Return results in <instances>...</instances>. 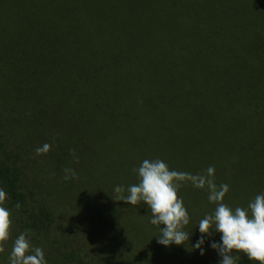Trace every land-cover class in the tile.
I'll return each instance as SVG.
<instances>
[{
    "label": "trees",
    "instance_id": "1",
    "mask_svg": "<svg viewBox=\"0 0 264 264\" xmlns=\"http://www.w3.org/2000/svg\"><path fill=\"white\" fill-rule=\"evenodd\" d=\"M120 9L124 38L121 27L115 34ZM233 24L255 30L250 42L238 39L251 44L248 60L234 35L227 43ZM202 57L205 81H192ZM218 122L221 143L205 149ZM140 124L160 127L153 144L147 129L136 136ZM164 145L192 174L202 153L219 160L233 208L264 193V0H0V188L13 222L0 264L26 229L47 264H176L181 247L166 253L139 222L121 225L128 204L114 191L131 159L126 189L137 183L136 163L170 167ZM65 168L78 178L64 180ZM195 189L185 183L180 198ZM189 218L192 228L201 217Z\"/></svg>",
    "mask_w": 264,
    "mask_h": 264
},
{
    "label": "clouds",
    "instance_id": "2",
    "mask_svg": "<svg viewBox=\"0 0 264 264\" xmlns=\"http://www.w3.org/2000/svg\"><path fill=\"white\" fill-rule=\"evenodd\" d=\"M50 148L51 145L45 143L42 147H37L35 152L37 155L46 154ZM70 151L74 162L78 163L75 150ZM63 171V179L66 181L78 178L72 168H65ZM133 172L137 175V183L128 186L126 196L123 195L125 188L116 186L115 200L133 206L141 202L147 205L151 211L150 223L160 232L157 237L159 244L167 247L189 241L190 233L184 228L189 224L190 218L183 200L178 196V190L185 183H190L194 188L206 189L209 203L215 204L214 211L199 220L197 226L201 237L191 247L199 249L200 255H204V237H210L216 232L220 233V242H212L210 246L218 252L220 264H237L240 257L233 253H243L250 261L264 264V193L249 200L246 207L232 208L224 202L229 185H218L215 182L213 166L201 173L192 174L172 170L160 159H145ZM7 199V193L0 188V253L5 252L13 223L11 211L4 206ZM20 207L19 202L14 205L15 209ZM8 264H47L43 249L32 245L30 230L20 232L12 239Z\"/></svg>",
    "mask_w": 264,
    "mask_h": 264
},
{
    "label": "rangeland",
    "instance_id": "3",
    "mask_svg": "<svg viewBox=\"0 0 264 264\" xmlns=\"http://www.w3.org/2000/svg\"><path fill=\"white\" fill-rule=\"evenodd\" d=\"M205 8H206V6L204 7V10H206ZM217 12H218V10H217ZM125 13L126 12L123 9L118 10V14L121 18V22H119V23H121V25H117L115 27V34H116V30L119 27H121L120 32L123 36L124 32H123L122 26H124V24L128 20V18L125 17ZM236 27L237 26L234 24L228 25V27H226V30L229 31L227 33V43L231 44L230 40L228 39V34L234 35L237 43H238V39L241 40V38H244V37L247 38V39H245L246 41L250 42V40L248 39V37H249L248 35H250L251 32L255 31L253 29V26L246 28V29L245 28L240 29V28H238V27L236 28ZM217 29H220V31H223V25L222 24L218 25ZM223 34H224V32L222 33V36H223ZM123 38H124V36H123ZM222 38L223 37H221V39ZM232 44H233L232 46L236 47V48H238V46H241L242 48L243 47L246 48V50H245L246 52H244L245 56L242 57V60L244 59V61H245V59L248 60L249 58H251V55L253 53V50H251V48L249 47V45H251V44L244 42V43H238L236 46L234 41ZM188 48H189L188 52H190L191 47L189 46ZM243 64H245V63L243 62ZM205 67H206V63H205V61H203V57L199 61L195 62V65L191 67L192 81H198L199 79H201L202 81H205V73H204L206 71ZM210 104L212 105L213 102H210ZM233 122L235 123V120H233ZM215 125H216L215 126L216 132H212V130H208L205 133V144H204L205 149L209 150L210 146L212 144H214V143L216 144V141H218V144L221 143V136H222L221 134H222L224 128L220 125L219 122ZM181 126H182V124H181ZM144 129H147L146 145L147 144H153L154 139H157L160 135V130H161L160 127L158 128L157 125L148 124V125H146V127H145V125H143V130H142L141 124H140V125H138L137 130H139V131H137L138 133L136 132L137 133L136 136L139 135L140 131H145ZM133 144L134 145H133V151L132 152H134L135 147H136V151L138 149V145H137L138 142L135 139H134ZM162 147H164V149L162 150V154H164L165 150H166L165 155L170 156V157H167V159H170V167L169 168H171L173 170L174 168L178 167L177 171H184V172L190 173L192 164L190 165V162L186 161V158H185V162L183 165H179V163H178L176 166H174V164L176 162L175 160H177V158L179 156L178 157L173 156V151L170 150L168 145H166V146L164 145ZM159 148H161V147H159ZM208 152L209 151L202 153L200 155V157L198 158V160H196L195 166H197V171H198V173H201L204 170H206L209 166H213L215 169V182L218 185L223 184V176H224L223 174H225L223 169L226 171H227V169H226V167H223V165H221L222 163L220 164L218 162L219 160H217V159L214 160L213 158L208 157L207 156L209 154ZM196 158H194L192 160V163ZM104 160L107 163V161H108L107 157H105ZM215 161H217V163ZM131 162H132V159L130 160L129 166L127 167L128 168L127 174L125 175V172H123V169H124L123 168L122 170L119 171L118 177L116 178L118 183H116L115 186H118V185L123 186L125 188V192L123 193L125 196L128 195L127 189H126V184H127V180H128L129 171L131 170V168H130L131 164H132ZM138 167H139V164L136 163L134 168H138ZM226 183H228V182H226ZM184 186H185V184L178 190V196L179 197H180L179 193H184ZM108 188H110V186ZM231 190L233 191V187ZM207 196H208V193H207L206 189H197L196 188L193 197L188 196V197L181 198L184 202V206L187 209L188 215L194 214V216L196 215L197 218L201 217L199 219V220H201L206 214L212 213L215 209V204L213 205L212 203H209ZM229 198H231V199H229ZM232 198H234V196H228V197L225 196V198H224V202L227 203L230 207H232L234 205V202H233L234 199H232ZM117 214L118 215L120 214V216L123 217L121 225H123V222L125 223V220L127 218L130 219L131 221H135L136 223L139 222L138 227L141 230L140 232L144 233V235H149L152 237L156 236V242H157V237L160 236L159 229L154 225L150 226V227L148 226L150 224L149 220H151V211L147 207V205H145L143 202H141L139 205H136V206L128 204L126 208L122 207V205L120 204V207H119ZM118 215H117V219L115 220L116 224L118 223L117 221L119 220ZM110 218H113V216H111ZM108 220H109V217H108ZM160 227L162 228L163 225H161ZM185 229L187 232L190 233L189 241L186 242L185 244H182V245L171 244V245L166 247V246L161 245L157 242L158 246H160L164 250H166V253H176L177 248L181 247L182 248L181 254H180L179 259L177 261H175L176 264H218V261H220V256L215 249L211 248L210 245L212 242H217V243L220 242V233L215 234V232H213V234L210 237L209 236L204 237L205 242L202 245V248L204 250V255H200L199 249H193L191 247L201 237V233L199 232V228H198L197 224H196V226H193L192 228H189V225H187V227H185ZM140 239L141 240H139L137 242L136 247L138 249H143L145 246V243L142 242V240H143L142 237H140ZM155 245H157V244H155Z\"/></svg>",
    "mask_w": 264,
    "mask_h": 264
}]
</instances>
